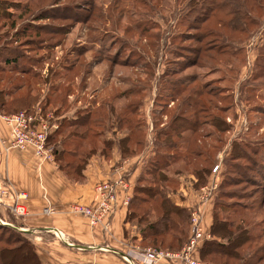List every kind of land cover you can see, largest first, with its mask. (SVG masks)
<instances>
[{
  "label": "trees",
  "instance_id": "trees-1",
  "mask_svg": "<svg viewBox=\"0 0 264 264\" xmlns=\"http://www.w3.org/2000/svg\"><path fill=\"white\" fill-rule=\"evenodd\" d=\"M172 1L176 5L180 2L183 5L182 12L174 18L175 26L182 25V30L172 33L166 49L169 56L165 58V69L158 81L167 88L155 94L159 102L153 101L160 106L155 107L158 109L153 110L151 117L152 154L135 178L124 216V223L135 230L136 235L129 238L131 244L164 251L179 250L188 236L189 210L175 205L169 198L178 189L176 177L191 176L194 189L206 184L213 161L208 154L212 148L204 143L213 134L228 132L224 117L228 110L222 109L218 102L221 98L211 89L213 85L200 81L182 84L179 81V68L182 66L174 68L170 57L178 48L177 44L187 39L196 42L199 47H193L192 57L182 63L196 65L200 59L211 69L224 68L233 72L232 62L237 54L234 39L239 30L235 29L230 19L223 22L224 18L236 21V6L240 4L250 10H259V4L263 5V0ZM124 3L128 5L132 2L124 0ZM166 4L169 5H163ZM156 7L150 5L152 12ZM17 8L12 3L0 0V114L10 115L18 111L31 113L35 105H39L43 112L53 107V113L60 114L67 107V99L73 93L77 75L81 74L80 80H84L91 65L89 62L79 63L78 55L82 54L75 52L69 60L53 61V67L47 66L46 76L41 77L37 70L41 69L40 64L44 60L40 56H25L17 49L18 45L12 46L16 42L14 39L28 32L59 36L61 39L47 44L49 48L45 60L49 62L51 56L47 54L51 47L62 42L64 34L58 30L62 26L27 22L14 29V16L10 10L17 11ZM69 10L71 15L67 20L73 21L77 16H82L76 21L81 23L92 16V10L84 14ZM50 13L51 10L47 8L40 9L33 15V22L55 20ZM58 14L64 16L63 13ZM116 19H105V29L106 23L111 29L118 28ZM133 24L137 26V23ZM144 30L139 28L138 34L145 35L148 29ZM122 32L132 31L126 24ZM31 44L32 41L29 48H32ZM72 51L68 50L67 56ZM111 61L118 62L116 59ZM142 85L112 93L109 101L103 103H97L94 95L86 101L85 108L75 111L73 119L63 117L56 129L46 136L44 144L50 149L52 161L66 181L82 184L85 181L83 170L88 160L93 156L108 160L112 145L120 158L134 156L143 150L146 125L139 116L140 102L144 96L140 92L144 88ZM180 95H183V99L175 108L168 107L169 103L173 105L174 101L177 102ZM262 98L264 100V92ZM121 99L123 104L115 107L114 103ZM162 116L167 121L161 123ZM256 128L229 142V152L223 160L226 168L220 187L223 189L218 191L216 200H212L209 239L204 240L198 250V258L202 261L264 264V129L257 133ZM108 129H116L120 136L107 139L105 134ZM185 132L186 135L183 134ZM256 182L261 185L258 186ZM243 184L250 189H239ZM12 219L10 216L9 223L13 227L0 224V264H40L32 243L14 228L16 226L12 224Z\"/></svg>",
  "mask_w": 264,
  "mask_h": 264
},
{
  "label": "rangeland",
  "instance_id": "rangeland-1",
  "mask_svg": "<svg viewBox=\"0 0 264 264\" xmlns=\"http://www.w3.org/2000/svg\"><path fill=\"white\" fill-rule=\"evenodd\" d=\"M5 1L19 8L17 11L10 10L14 16V29L20 28L23 23L27 22L62 26L58 28L64 34L62 42L51 47L50 52L47 54L51 56L49 62L45 60L49 48L47 44L61 39L59 36H47L44 33L36 35L28 32L24 36H18L14 39L16 42L12 46L18 45L17 49L25 56H40L44 60L42 65L40 64L41 69L37 70L41 77L46 76L47 66L53 67V61L59 63L65 61V59L69 60L74 57L75 52L82 54L81 56L78 55L79 63L89 62L91 65L87 69L89 74L84 75V80H80L81 74L77 75L73 93L67 99V107L60 114H54L53 107L43 112L39 105H35L33 111L38 108L41 113L50 114L52 116L51 122H54L57 126L58 121L63 117L73 119L75 111L85 108L86 101L94 95L97 103H103L109 101L112 93L143 84L144 88L140 89V92L144 96H142L140 102L139 116L146 125L145 133L149 127L152 128L153 110L158 109L155 108L156 106H160L153 103V101H158L155 94L157 92L162 93L167 88V85L158 81L165 69V58L168 59L169 56L166 49L169 47L172 33L182 30V25L175 26L174 19L178 13L182 12L183 5L181 6V2L176 5L172 0L166 2L164 0H129L134 4L127 5L124 0ZM262 2L263 5L260 6L259 4V10H250L241 4L240 8L236 6L238 15L236 21L231 18H224L223 22L230 19L231 23H234L235 29L239 30L237 37L234 39L237 54L232 62L233 72L226 71L224 68L211 69L206 67L200 59H198L196 65L182 63L192 57L193 47H199V44L194 41H187V39L177 44L179 45L178 48L170 57V59H173L172 65L174 68L175 66H182L179 68V76L181 77L179 81L182 84L187 85L194 83V81L209 82L213 85L211 89L215 90L216 95L221 98L218 102L222 109L228 110L227 114H224L228 132L222 135L213 134V137L204 143L206 147L212 148L208 153L209 158L213 161L211 168L218 167L215 173H211L210 170L206 180V183H208L216 178L215 187L212 189L215 200L219 196L218 191L223 189L220 188L226 172L223 160L229 152V142L248 130L251 131L252 129L254 131L256 127L257 133L259 131L261 133V129H264V100L262 98L264 92V69L262 67L264 66V0ZM164 3L169 5L164 6ZM150 5H157L154 12H152ZM46 8L51 10L50 14L54 15L55 20L33 22V15L38 13L40 9ZM69 9L82 14L86 11L90 13L92 10V16L81 23L76 21H79L82 16H77L73 21L67 20L71 15H69ZM58 13H63L64 16L60 17ZM108 17H110V20L117 18L118 28L111 29L106 23L107 28L105 29L103 23ZM134 22L137 23L140 29H148L147 33L139 35V28L133 24ZM1 23L2 21H0ZM126 24L132 32H122V27ZM31 41L32 48H29ZM70 49L73 51L67 56V51ZM112 59H116L118 62H112ZM105 76H108L106 79L110 78V80L103 83L106 80ZM181 99H183V95H180L173 105L169 103L168 107L175 108V105ZM162 100H164V97ZM114 104L115 107H118L123 104V100H118ZM185 108L186 106H184ZM165 121H167L165 116H162L161 123ZM207 129L211 130L210 128ZM250 139L253 138L250 137ZM256 184L261 185L260 182H256ZM239 189L249 190L250 187L243 184ZM11 222L16 226V221ZM203 262L209 261L205 260Z\"/></svg>",
  "mask_w": 264,
  "mask_h": 264
},
{
  "label": "crops",
  "instance_id": "crops-1",
  "mask_svg": "<svg viewBox=\"0 0 264 264\" xmlns=\"http://www.w3.org/2000/svg\"><path fill=\"white\" fill-rule=\"evenodd\" d=\"M151 130L150 127L147 129L145 147L138 154L120 158L112 145L108 160L91 157L83 170L85 181L71 184L63 178L52 160H39L30 148L4 152L1 142L7 139L8 130L0 119V189L25 196L22 203L27 215L21 219L13 218L16 221L14 228L30 240L40 264H126L120 254L131 244L129 238L136 234L133 227L124 223L126 207L121 205V195L104 225L95 228L89 227L83 217L69 213L67 207L72 203L89 205L94 185L120 175L127 182L130 197L135 178L152 154ZM119 136L116 129L105 134L107 139ZM176 179L179 186L176 193L169 196L170 200L188 210L197 208L201 227L208 232L213 195L199 203L200 189L208 184L194 189L191 176H177ZM5 202H10L9 197ZM45 205L53 208V214H41ZM0 217L10 224L6 208L0 209ZM54 232L60 233L62 240L55 238ZM157 264L170 263L161 261Z\"/></svg>",
  "mask_w": 264,
  "mask_h": 264
},
{
  "label": "built area",
  "instance_id": "built-area-1",
  "mask_svg": "<svg viewBox=\"0 0 264 264\" xmlns=\"http://www.w3.org/2000/svg\"><path fill=\"white\" fill-rule=\"evenodd\" d=\"M1 121L7 127V139L1 142L4 152L9 150L32 149L36 158L41 161H51L50 149L44 144L46 136L56 129V124L51 122L52 116L43 114L38 108L32 113L19 111L10 115L0 116ZM218 170L217 166L211 169V173ZM216 178L208 182L200 189L199 203L205 202L212 195ZM121 195V205L125 206L129 200L128 185L123 176L111 181L100 182L93 186L89 205L72 203L68 205L69 213L83 217L91 228L104 225L115 209L117 198ZM9 197L10 202H5ZM25 196L14 195L7 189H0V209L6 208L8 213L15 219L24 218L27 211L22 201ZM54 210L45 205L41 214L51 215ZM0 224L11 226L0 218ZM55 238L62 240L60 233L54 232ZM209 239L200 223V214L197 208H191L188 213V236L186 241L177 251H164L153 247H140L129 244L126 250L120 254L121 260L126 264H157L165 261L170 264H212L203 262L198 258V249L202 242Z\"/></svg>",
  "mask_w": 264,
  "mask_h": 264
}]
</instances>
